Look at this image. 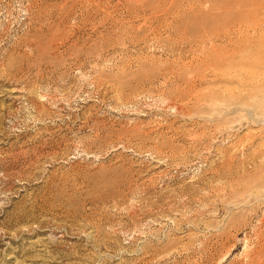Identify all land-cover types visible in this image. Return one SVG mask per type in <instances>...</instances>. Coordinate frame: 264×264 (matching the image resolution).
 <instances>
[{
    "label": "rangeland",
    "instance_id": "obj_1",
    "mask_svg": "<svg viewBox=\"0 0 264 264\" xmlns=\"http://www.w3.org/2000/svg\"><path fill=\"white\" fill-rule=\"evenodd\" d=\"M0 264H264V0H0Z\"/></svg>",
    "mask_w": 264,
    "mask_h": 264
}]
</instances>
